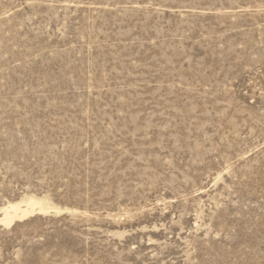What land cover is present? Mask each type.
Here are the masks:
<instances>
[{"label":"rangeland","instance_id":"rangeland-1","mask_svg":"<svg viewBox=\"0 0 264 264\" xmlns=\"http://www.w3.org/2000/svg\"><path fill=\"white\" fill-rule=\"evenodd\" d=\"M0 264H264V0H0Z\"/></svg>","mask_w":264,"mask_h":264},{"label":"bare ground","instance_id":"bare-ground-1","mask_svg":"<svg viewBox=\"0 0 264 264\" xmlns=\"http://www.w3.org/2000/svg\"><path fill=\"white\" fill-rule=\"evenodd\" d=\"M20 202L7 203L0 209V225L9 227L15 221L25 219L34 213H41L45 210L39 200L35 198H28Z\"/></svg>","mask_w":264,"mask_h":264}]
</instances>
